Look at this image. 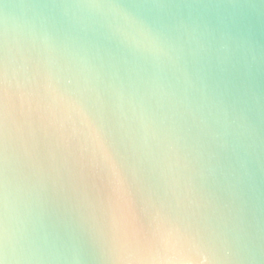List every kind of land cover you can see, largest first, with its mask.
Wrapping results in <instances>:
<instances>
[{"label": "water", "instance_id": "1", "mask_svg": "<svg viewBox=\"0 0 264 264\" xmlns=\"http://www.w3.org/2000/svg\"><path fill=\"white\" fill-rule=\"evenodd\" d=\"M0 264H264V0H0Z\"/></svg>", "mask_w": 264, "mask_h": 264}, {"label": "snow or ice", "instance_id": "2", "mask_svg": "<svg viewBox=\"0 0 264 264\" xmlns=\"http://www.w3.org/2000/svg\"><path fill=\"white\" fill-rule=\"evenodd\" d=\"M0 75H2V73H0ZM2 98H3V90L2 88H0V100H2Z\"/></svg>", "mask_w": 264, "mask_h": 264}]
</instances>
